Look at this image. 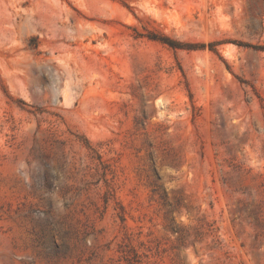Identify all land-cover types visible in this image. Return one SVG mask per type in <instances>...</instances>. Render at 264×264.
Instances as JSON below:
<instances>
[{
    "label": "rangeland",
    "instance_id": "374dc122",
    "mask_svg": "<svg viewBox=\"0 0 264 264\" xmlns=\"http://www.w3.org/2000/svg\"><path fill=\"white\" fill-rule=\"evenodd\" d=\"M0 264H264V0H0Z\"/></svg>",
    "mask_w": 264,
    "mask_h": 264
},
{
    "label": "trees",
    "instance_id": "16d2710c",
    "mask_svg": "<svg viewBox=\"0 0 264 264\" xmlns=\"http://www.w3.org/2000/svg\"><path fill=\"white\" fill-rule=\"evenodd\" d=\"M166 41V40H165ZM167 43V42H166ZM170 43V42H169Z\"/></svg>",
    "mask_w": 264,
    "mask_h": 264
}]
</instances>
